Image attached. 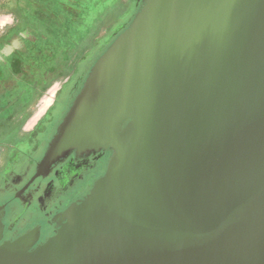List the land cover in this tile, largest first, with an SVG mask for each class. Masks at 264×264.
Returning a JSON list of instances; mask_svg holds the SVG:
<instances>
[{"label":"water","instance_id":"1","mask_svg":"<svg viewBox=\"0 0 264 264\" xmlns=\"http://www.w3.org/2000/svg\"><path fill=\"white\" fill-rule=\"evenodd\" d=\"M107 151L43 246L1 244L0 209V264H264V0H144L34 179Z\"/></svg>","mask_w":264,"mask_h":264},{"label":"flooded vegetation","instance_id":"2","mask_svg":"<svg viewBox=\"0 0 264 264\" xmlns=\"http://www.w3.org/2000/svg\"><path fill=\"white\" fill-rule=\"evenodd\" d=\"M47 1L43 13L17 19L0 33V105L21 97L31 102L50 88L53 93L37 123L23 129V141L0 148L1 244L33 234L30 251L56 235L61 216L83 200L107 171L111 151L83 159L72 156L53 166L47 177L34 179L38 162L92 67L129 27L144 0H98L93 14L88 12V0ZM98 25L102 31L93 41L91 28ZM15 39L21 42L19 48L4 56L1 51ZM79 50L84 52L78 57ZM12 129L5 137H15L19 124Z\"/></svg>","mask_w":264,"mask_h":264},{"label":"trees","instance_id":"3","mask_svg":"<svg viewBox=\"0 0 264 264\" xmlns=\"http://www.w3.org/2000/svg\"><path fill=\"white\" fill-rule=\"evenodd\" d=\"M29 3H32V0H0V13H12L18 17H25L27 16ZM31 102L29 98L21 97L17 102L8 101V99H6L0 105V109H2L0 113V134L8 130H11L13 133V126L17 127L19 124V129L17 131L15 130V132H18L16 136L11 138H0V146L9 142H15V139H18L20 142L23 141V126L26 116H28L26 110H28L29 103Z\"/></svg>","mask_w":264,"mask_h":264},{"label":"crops","instance_id":"4","mask_svg":"<svg viewBox=\"0 0 264 264\" xmlns=\"http://www.w3.org/2000/svg\"><path fill=\"white\" fill-rule=\"evenodd\" d=\"M98 0H88V2H86L87 4V9H89V13L93 14V8L95 7L94 5L96 4ZM49 1L47 0H32V3H29L28 9H27V16L25 17H18L12 13L10 14H4V13H0V33L3 31V29L7 26L12 24L15 20L17 19H24V18H30L33 15H39L40 12L43 10V8L47 5ZM42 7H39V6ZM43 13V11H42ZM80 20H84L83 17H80ZM52 88H50L47 91L48 97L50 100H52ZM47 98V97H46ZM48 104V103H47ZM50 104L44 107V111L42 112V114L49 108ZM42 114L37 118V120L32 124V126H34L37 121L40 119V117L42 116ZM5 137V132H1L0 134V138H4ZM19 142L18 139H15L14 143ZM3 146V145H2ZM0 146V148L2 147Z\"/></svg>","mask_w":264,"mask_h":264},{"label":"rangeland","instance_id":"5","mask_svg":"<svg viewBox=\"0 0 264 264\" xmlns=\"http://www.w3.org/2000/svg\"><path fill=\"white\" fill-rule=\"evenodd\" d=\"M96 4H97V2H96ZM95 7H96V5H95ZM94 27L95 26H93V28H91V29H94V30H92L94 34L91 36V40L96 41V39H97L96 35L99 31L101 33L102 29L99 27V25L96 26V28H94ZM83 52H84V50H83ZM83 52H82V50H79L77 56L78 57L81 56V54ZM47 91H45L44 93L37 96L36 99H34L31 103H29L28 110H26V114L28 113L27 114L28 116H26L23 129L31 127L32 124L37 120V118L44 111V107L51 104L52 100L49 99ZM6 132L7 131H5V133ZM7 144H11V142H9Z\"/></svg>","mask_w":264,"mask_h":264}]
</instances>
